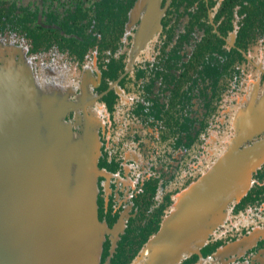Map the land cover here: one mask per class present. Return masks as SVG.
<instances>
[{"label": "flooded vegetation", "instance_id": "obj_1", "mask_svg": "<svg viewBox=\"0 0 264 264\" xmlns=\"http://www.w3.org/2000/svg\"><path fill=\"white\" fill-rule=\"evenodd\" d=\"M0 41L62 69L97 129L103 264H128L185 188L242 156V105L264 82V0H0ZM237 171L179 264H264V160L246 191Z\"/></svg>", "mask_w": 264, "mask_h": 264}, {"label": "water", "instance_id": "obj_2", "mask_svg": "<svg viewBox=\"0 0 264 264\" xmlns=\"http://www.w3.org/2000/svg\"><path fill=\"white\" fill-rule=\"evenodd\" d=\"M258 66L264 74V47ZM61 71L0 41V264H103L99 135ZM258 85L260 94L242 105V156L185 188L128 264H179L220 219L231 169L246 172V191L264 160V82Z\"/></svg>", "mask_w": 264, "mask_h": 264}]
</instances>
